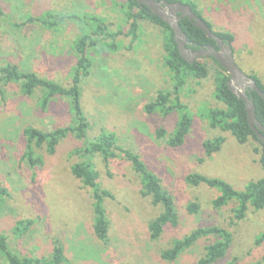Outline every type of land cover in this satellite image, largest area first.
I'll return each mask as SVG.
<instances>
[{"label": "rangeland", "instance_id": "rangeland-1", "mask_svg": "<svg viewBox=\"0 0 264 264\" xmlns=\"http://www.w3.org/2000/svg\"><path fill=\"white\" fill-rule=\"evenodd\" d=\"M184 1L193 2L215 32L233 35V43L226 45L233 49L236 64L264 83V0ZM125 13L126 0H0V66L16 65L20 71L35 72L68 87L76 63L73 43L89 34L86 26L68 16L94 15L108 25V32H120L117 49L109 50L108 40L101 38L89 48L90 75L80 83L81 106L89 123L87 139L102 130L112 132L116 146L139 155L171 195L178 225L151 240L147 225L161 206L142 195L133 164L120 152L106 161L95 155L92 162L99 187L111 195L103 203L109 220L107 242L99 241L92 229L90 190L71 172L83 160L85 142L67 135L54 154L45 145H32L39 159L36 164L24 158L25 128L48 132L74 125L69 98L55 97L43 108L41 91L25 96L18 84L10 83L2 86L0 95V183L8 191L0 197V234L19 257L49 258L56 244L72 264H198L205 246L217 241L216 236L198 239L173 261L163 260L160 254L173 240L216 226L230 231L232 243L214 264H264V207L249 208L244 219L236 221L235 201L215 209L212 201L219 195L217 189L186 182L187 175L196 173L244 190L264 178L254 153L258 144L252 139L240 144L229 132L209 125L204 114L223 105L214 96L211 74L215 68L206 59L209 75L187 78L180 90V102L192 119L190 130L181 146L168 147L167 137L182 111L145 110L158 93L171 91L174 85L164 61L162 30L139 20L138 38L131 44ZM58 15L64 18L59 20ZM159 129L165 136L156 135ZM217 139L223 140L220 149L206 156L204 144ZM191 203L199 205L198 214L187 212ZM0 264H5L1 257Z\"/></svg>", "mask_w": 264, "mask_h": 264}, {"label": "trees", "instance_id": "trees-1", "mask_svg": "<svg viewBox=\"0 0 264 264\" xmlns=\"http://www.w3.org/2000/svg\"><path fill=\"white\" fill-rule=\"evenodd\" d=\"M164 1L187 4L198 17L202 18L201 13L197 10L193 2L184 0ZM125 14L129 24L127 34L131 36V44L138 38L139 20H147L159 26L162 30V43L165 52L164 61L172 74L174 85L171 91L158 93L156 100L146 105L145 110L151 113L157 109L164 114L172 110L182 111L174 130L167 137V146L171 148L181 146L190 130L192 119L186 113V106L180 102V90L187 78L204 79L209 75L210 69L206 59H210L212 66L215 68L211 74L214 85V96L223 107L210 108L204 116L209 121L211 127L229 132L240 144L246 143L249 139L254 140L258 144V147L254 148V153L258 155L259 163L264 170V145L249 127L244 102L239 100L228 89L227 81L229 80V75L222 69L218 62L213 57L198 59L193 63L185 61L177 49L171 27L162 19L154 16L146 6H140L135 0H126ZM58 18L62 20L64 17L58 15ZM68 18L77 20L89 30L88 35L80 36L73 43L72 51L75 53L76 63L68 87L42 78L35 72L20 71L16 65L7 64L0 66V95L3 94L2 86L16 83L21 93L25 96L32 95L36 90L41 91V106L43 108L47 107L55 97H67L70 101L73 126L55 128L48 132L40 131L32 127H27L23 130V137L26 139L24 158L29 160L31 164H36L39 159H35L32 145H45L47 152L54 154L59 141L67 135L72 134L78 140L85 142L80 155L83 160L74 164L71 167V172L90 190L93 212V233L99 241L106 243L109 231V220L103 203L105 198H110L111 195L99 187L97 181L98 172L94 167L92 159L95 155H99L106 161L116 157V151L120 152L125 160L133 164V170L138 177L142 195L144 197H150L154 205H159L162 208L161 212L147 225L150 239L158 240L167 227H176L178 225V214L171 195L163 188L158 177L146 167L139 155L128 149L116 146L114 133L102 130L92 140L87 139L89 123L81 106L80 83L82 78L90 75L92 60L89 56V48L95 46L101 38L105 41L108 40L105 46L109 50L117 49L115 39L120 32L116 34L108 32V25L101 18L94 15L78 16L72 14ZM204 21L213 30L211 24L206 20ZM45 23L51 27L54 25L48 22ZM179 24L188 41L191 42V49L197 50L200 46L204 45H211L217 49L215 42L208 39L204 32L196 28L187 18L181 19ZM214 33L226 44H232L234 41L233 35L229 33L215 31ZM249 76L264 93V83L254 75ZM247 95L252 97L255 105L256 118L264 126V100L254 91L247 92ZM170 97L173 98L172 104L169 103ZM156 135L163 137L165 136V131L159 129ZM222 141V139H217L213 142L205 143L204 150L206 156L219 150ZM186 182L194 186L204 184L210 188L217 189L219 195L212 201V206L215 209H220L230 201H235L233 217L236 221H242L249 208L256 211L264 207V178L249 183L242 191L235 190L230 184L221 179L209 178L196 173L187 175ZM7 195V189L0 183V197ZM186 209L189 214L196 215L199 212V205L191 203ZM28 223L31 222L27 221L26 224ZM205 236H216L218 240L205 246L204 255L198 261V264H214L224 258L231 246L232 235L226 228L210 226L195 229L180 239L173 240L168 249L161 251L160 257L165 261H173L184 250L192 247L198 239ZM262 238H264V235ZM0 257L4 260L5 264H72L66 259L63 247L56 244L52 247L49 258L19 257L11 251L7 237L3 234H0Z\"/></svg>", "mask_w": 264, "mask_h": 264}, {"label": "water", "instance_id": "water-1", "mask_svg": "<svg viewBox=\"0 0 264 264\" xmlns=\"http://www.w3.org/2000/svg\"><path fill=\"white\" fill-rule=\"evenodd\" d=\"M140 6H146L156 17L165 21L172 29L174 41L181 57L188 63L205 57H213L222 69L229 75L227 81L228 89L244 102L247 114V122L252 131L256 134L258 140L264 145V126L258 121L255 113V105L252 97L247 95V91L253 90L264 100V93L258 88L256 82L245 74L236 64L233 49L224 43V41L215 35L209 28L203 18L198 17L191 7L181 2H167L164 0H135ZM187 18L196 28L202 30L206 37L215 42L217 49L211 45H206L198 50H193L188 46L185 33L180 27V20Z\"/></svg>", "mask_w": 264, "mask_h": 264}, {"label": "flooded vegetation", "instance_id": "flooded-vegetation-1", "mask_svg": "<svg viewBox=\"0 0 264 264\" xmlns=\"http://www.w3.org/2000/svg\"><path fill=\"white\" fill-rule=\"evenodd\" d=\"M204 46H206V45H204ZM188 47L191 48V45H189ZM201 47H203V46H200V48H201ZM198 49H199V48H198ZM198 49H197V50H198ZM251 91H253V90H250V91H247V92H251Z\"/></svg>", "mask_w": 264, "mask_h": 264}]
</instances>
